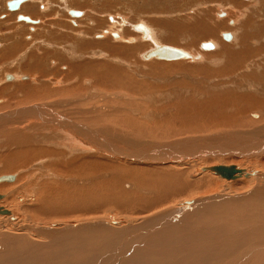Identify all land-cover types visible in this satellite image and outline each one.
Listing matches in <instances>:
<instances>
[{
  "label": "rangeland",
  "instance_id": "374dc122",
  "mask_svg": "<svg viewBox=\"0 0 264 264\" xmlns=\"http://www.w3.org/2000/svg\"><path fill=\"white\" fill-rule=\"evenodd\" d=\"M47 1L49 3L44 1L46 4L43 6L49 9L51 2ZM66 1L67 3L59 0L60 6L57 7L58 11L63 10L59 13L58 30L60 31H58L57 39L55 36L51 37L45 33L46 30L52 29L51 23H56L54 19H51L55 16L53 14L56 11L51 16H42L41 18L47 20L46 24L41 26V29L33 36L34 38L33 34L28 32L25 40L20 38L19 25L15 23L16 19L13 18V15L9 17V23L5 25L2 24L4 21L2 19L8 14V10L0 11V108H4V110H0V116H4L3 120L0 119V177L13 175L18 179L13 183L0 182V187L6 186L3 188L4 190L0 191V195H2L0 204L12 212L11 218L0 215V264H185V261L182 263V260L193 258L190 256L193 252L189 253L188 251L191 250L192 244V247L196 246V248L201 245V237L207 241L210 239V235L222 234L223 236H221L224 237V234L240 230L241 233H238L239 237L234 239L231 249L235 251L238 248H235V243L243 242L246 245L243 250H246L245 253L241 250V246L240 249H237L239 251L238 253L236 251L237 254L233 250L223 249L222 251L221 248H216L218 253L216 250L214 253L219 255L227 250L226 254L230 252L227 255L228 260L234 256L242 258L241 256L248 254L244 255L247 259L243 260V264H251L252 260V264H254L257 254L259 255L261 250H264V224L253 222V225L250 224L253 215L252 209L255 205H259L264 214V167L259 166L264 153L247 156V158L242 153H233L232 155L207 153V156L206 153H199L192 158L193 153L189 154L188 152L178 156V159L181 158L179 160L184 164L172 163L168 167L170 171L174 170L173 173L175 170L176 173L185 170L190 175V177L188 175L187 178L184 177L186 182L188 181V185L185 190L180 188L181 191L177 189L179 192H175L176 189H174L175 191H170L172 193H169L167 198L163 196L160 199L165 201L162 205L164 207L161 209V211L165 210V214H161L159 221L157 219L158 222L154 221V225L151 226L152 222L147 223L142 220L145 215H142L141 212L154 202L152 194H156V191H151L152 193L148 192L149 190L137 191L136 189L139 188L135 187H139V185L134 179L135 175H127L130 180L124 181V176H120L115 170L112 171L114 168L110 165V163H115L120 164L121 167L124 165L123 167L126 168L134 166L133 170H137L136 167L144 166L147 162L131 160L119 155L109 156L108 153H104L106 150L102 149L104 145L102 141H71L74 144L75 142L81 144V149L74 150L67 146L66 141H63L64 136L59 129L54 127L53 123L47 127V125L37 124L35 121L26 122L27 120L23 116L37 113V110L33 109L34 107H46L52 114L55 112L60 116H65L66 120H70L69 122L74 126L81 129L83 127L98 136H105L107 140H116L121 149L132 154L136 151L138 153L146 152L174 144L191 142V145H194L198 141H214V148L221 149V144L233 141L237 135L264 140V51L261 50L264 48V0H250V3L246 0ZM3 2L8 8L10 1L0 0V4ZM52 2L58 4L56 0H52ZM65 4L68 7L66 9L70 10L64 9ZM72 4L73 7H71ZM71 10L77 11L80 16L70 15ZM144 19L152 21L155 24L153 26L157 27L155 29L160 32H162L160 24L162 21L179 23L185 28L186 26L198 27L200 24L201 29L204 25L206 28L217 30L218 41L205 40L208 37L196 35L197 33H193L190 29L188 32L183 30L179 37H175L178 40L175 44L154 43L149 38L143 39L142 36L138 38V32L142 34L143 32L134 28L135 25L136 27L145 25L144 27L149 31V25L143 23ZM62 22H64V28H62ZM111 32L117 34L118 38H113L110 35ZM127 32L130 33V36ZM32 33L35 32L32 31ZM229 33L235 34L236 38L231 39L232 41L225 40L224 34ZM51 38L54 40L51 41ZM93 38L95 41L88 45L84 44ZM128 38L133 39L132 42L138 45L135 53L125 51L123 43H127ZM107 39L121 41L120 44L123 45L124 51L115 48L112 49V56L109 55L105 50L108 48L99 44ZM110 40L107 41L111 43ZM143 40L147 41L143 42ZM195 40H197V46L195 45L192 49L188 48ZM53 43L62 46V50L52 45ZM109 43L108 45L111 46ZM207 43L214 44L215 48L213 50L204 49L203 45ZM222 43L226 45L225 49L222 47ZM161 46L176 48L192 54L197 61L167 62L155 58L150 60L142 58L144 53ZM52 47L54 48L52 49ZM244 47L250 48V50L242 52ZM42 51L47 52V56ZM58 51L60 54L57 53ZM241 52L242 56L240 57ZM31 53L34 54L33 58L30 57ZM42 54L45 55L44 61L41 60ZM98 59L104 65L99 68L103 73L91 76L88 74L89 71L83 68H88L92 61L94 63ZM39 64L42 65L39 66ZM82 64H85L83 68ZM69 65L73 66L74 74L72 69L67 73L61 71L62 67ZM68 73L73 75L69 82L64 81L67 80L65 75ZM42 76L46 77V82L42 79V82L40 79L38 80ZM23 77H26V80L21 81ZM57 79L60 81L54 83L53 81ZM67 83H72V86H66ZM43 85L59 96L35 100L37 95L42 93L39 88ZM16 100L24 101V103L25 101L30 102L16 105ZM9 102L12 103V108L5 109V105H10ZM256 106L259 107V110H256ZM53 108H56L55 111ZM256 112L259 114H257L258 119L252 117ZM218 119L229 121L232 124L241 123L243 128H214L215 130L211 132H203L208 129H202L203 126L208 127L210 122ZM18 120L23 122L21 125L17 124L19 127L14 126L13 122ZM24 122L29 124L23 125ZM195 124L201 128L199 130H202V133L197 132V135L195 132L194 135H192L193 133L190 135V132L187 131V134L183 131H186V128H198L194 126ZM25 129L27 130L25 131ZM36 129L38 130L36 131ZM245 129H250L253 135L248 130L244 132ZM171 132H177L179 136L171 135ZM165 136L168 138H164ZM83 144L88 145L89 148L86 150ZM207 150L208 152L212 151ZM229 151L231 152V150ZM186 154H189L187 158ZM202 154L204 155L202 156ZM97 157L107 159L103 162L104 167L99 165V162H93ZM205 159H208V164L204 163ZM149 164L148 166L160 168V165ZM232 165H239L241 169L263 173V180L254 181L252 179L253 183L243 189L241 184H236L242 179L228 181L213 172L202 171L203 168ZM77 169H84L81 170L84 173L92 169L91 172L98 171L95 173L96 176H105V180L108 178L111 180L108 179L110 182L107 183L112 185L108 186V193L104 192L105 202L98 197L93 200L86 198L85 202V198L80 192L81 188H85V178L77 179L76 174L79 173ZM139 171L141 170H137L136 173ZM65 172L68 173V176L62 175ZM153 175L155 174L153 173ZM112 176L116 178L112 179ZM148 180L149 178H145L146 182H150ZM74 182L75 184H73ZM115 185L121 186L120 189L118 188L117 194L113 190ZM199 187L200 189H198ZM140 189L142 188L140 187ZM111 190L113 191L111 192ZM130 191L136 194L132 196L133 198L130 197L132 200L127 194ZM138 196L148 198L146 203L140 204L141 201L137 200ZM109 197L111 199H107ZM117 200L118 202H116ZM191 200L195 205H183L185 201L187 203ZM88 201H92L91 204H95V208L97 207L99 210L95 209ZM119 201H122V204ZM128 202L130 203L128 204ZM119 204L122 206L119 207ZM126 204L128 205L126 206ZM18 207L25 209L18 210ZM92 207L95 210H101L98 215H103L102 218L98 215L88 214L95 211L93 209L90 211L89 208ZM190 208H193L192 211H189ZM86 209L87 211H85ZM61 218H67L69 221L61 222L59 221ZM235 220L239 224L235 223ZM241 221L248 223L243 225ZM117 222L118 224H116ZM222 224L223 226L231 225L220 228L223 227ZM240 224L242 226L237 229L236 225ZM246 224L251 227L249 230L248 226H245ZM231 226L233 227L231 228ZM196 234L201 241L196 239L198 237ZM220 235L213 236L219 240L221 239ZM244 237L248 239L247 244L244 242ZM204 239L202 242H205ZM165 241L169 245L173 244L172 250L163 248ZM178 244L180 246L185 244V251L178 249L176 247ZM217 255H211L212 259ZM235 258L237 259V257Z\"/></svg>",
  "mask_w": 264,
  "mask_h": 264
},
{
  "label": "bare ground",
  "instance_id": "6f19581e",
  "mask_svg": "<svg viewBox=\"0 0 264 264\" xmlns=\"http://www.w3.org/2000/svg\"><path fill=\"white\" fill-rule=\"evenodd\" d=\"M9 1H11V0H9ZM63 2H66L67 3V1L66 0H62ZM247 2H249L250 3V0H246ZM10 4L12 3V1L11 2H9ZM47 3H49L48 1H47ZM9 4V5H10ZM46 4V3H45ZM44 4V5H45ZM148 4V3H147ZM75 6V5H74ZM44 7V6H43ZM71 7H73V4L71 5ZM223 7V6H222ZM46 8H48V7H46ZM66 8H68V7H66ZM210 9V8H209ZM66 10H70V9H66ZM75 10H71V14L70 15H73V16H75V17H78L79 16V13L77 14L76 12H74ZM221 11V10H220ZM222 12V11H221ZM223 13V12H222ZM224 14V13H223ZM58 16H59V14H57ZM2 19V18H1ZM18 19H28V18H24V17H18ZM74 21H75V19H73ZM112 20V19H111ZM145 20V19H144ZM34 21V20H33ZM36 21V20H35ZM73 22V21H72ZM77 22V21H76ZM36 23H37V21H36ZM143 23H145V24H147V25H149V31L144 27V26H142V28L141 27H138V26H140V25H138L137 27H136V25L134 26V28H137L138 30H140V31H142L143 32V34L142 33H140V32H138V34H139V36H138V38H141V36L143 37V39H146V38H149V39H151L154 43H157V42H162V43H166V44H175V43H177L178 42V40L175 38V37H179V35L183 32V30L184 31H186V32H188V30H190V29H192V32L193 33H197L196 35H201L202 37H204V38H207L208 37V39H205V40H210V39H214L215 41L217 40L218 41V36H217V30H213V29H211V28H206L204 25H202V28L200 29V24L198 25V27H192V26H186V28L184 27V26H181V24H176V23H171V22H164V21H162L161 23H160V21H159V23L162 25V27H161V31L162 32H160L159 30H156L157 29V27H154L153 25H155L152 21L150 22L149 20H145V22H143ZM75 24V23H74ZM73 24V25H74ZM59 25V24H58ZM68 25V24H67ZM183 25V24H182ZM31 26V25H30ZM69 26V25H68ZM157 26V25H156ZM159 26V25H158ZM65 27V26H64ZM67 28V27H66ZM69 28V27H68ZM156 28V29H155ZM60 29V28H59ZM164 29V30H163ZM136 30V29H135ZM58 31H60V30H58ZM76 30L74 29V32H75ZM219 33V32H218ZM127 34H128V36H130V33L129 32H127ZM110 35L111 36H113V38L115 37L116 39L118 38V36H117V34H114V33H110ZM111 36H110V38H111ZM117 36V37H116ZM90 37H91V35H90ZM100 37V36H99ZM20 38H22V37H20ZM65 38V37H64ZM133 38V37H132ZM220 38V37H219ZM223 38L225 39V40H227V41H229V40H233V38H236V35L234 34V35H232V34H224V36H223ZM37 40V39H36ZM107 40H110V39H107ZM103 41L102 43H99V44H102V45H105L108 49H105L106 50V52L109 54V55H111V54H113V50L112 49H115V48H119V49H121V50H123V45L122 44H120V42H116V40L114 39V40H110L111 41V43H109V41ZM220 40V39H219ZM231 40V41H232ZM42 41V40H41ZM60 41V40H59ZM92 41H95L94 40V38L93 39H91L89 42H86V43H84V44H89L90 42H92ZM133 41V39H129L128 38V42H127V39H126V42L127 43H123L124 44V47L126 48V52L127 53H129V52H133V53H135V50H136V48L138 47V45L136 44V43H134V42H132ZM146 42L147 40H143V42ZM37 42V41H36ZM141 42V41H140ZM205 42V41H204ZM22 43V42H21ZM43 43V42H42ZM108 43L109 44H111V46L110 45H108ZM131 43V44H130ZM197 40H195V41H193L192 43H191V46H188V48H193L195 45L197 46ZM140 44V43H139ZM143 44V43H142ZM10 45V44H9ZM46 46L48 45V44H45ZM49 45H50V43H49ZM52 45H54L56 48H59V49H61L62 50V46H59V44H52ZM86 45V46H87ZM130 45V46H129ZM141 45V44H140ZM220 45V44H219ZM27 46V45H26ZM51 46V45H50ZM142 46V45H141ZM145 46V45H144ZM225 46L226 45H224L223 43H222V47H224V49H225ZM247 46V45H246ZM28 47V46H27ZM32 47V46H31ZM41 47V46H40ZM146 47H147V45H146ZM162 47H164V48H167V49H171V50H173V51H180L181 52V55L179 56V57H177L178 59H176V60H171V61H168L167 60V62H173V61H183V60H185L186 62L188 61V60H191V61H195V56L194 55H192V54H188V53H186V52H184V51H182V50H179V49H176V48H172V47H168V46H161V47H157V48H154V49H152V50H155V49H159V48H162ZM250 47V46H249ZM50 48V47H49ZM54 47H52V49H53ZM203 48L204 49H206V50H213L214 48H215V45L214 44H212V43H207V44H204L203 45ZM29 49V48H28ZM47 49V48H46ZM85 49V48H84ZM33 50V49H32ZM66 50V49H65ZM83 50V49H82ZM152 50H150V51H152ZM244 50H250V48H247V47H244V48H242V52L244 51ZM262 51H264V48H262L261 49ZM260 50V52H262ZM37 51H39V50H37ZM41 51V50H40ZM47 51V50H46ZM124 51V50H123ZM150 51H148V52H150ZM29 52V51H28ZM31 52V51H30ZM42 52H44L45 53V55L47 56V52H45V51H42ZM41 52V53H42ZM53 52V51H52ZM148 52H146V53H144V55L142 56V58L143 59H146V60H150V59H157L156 57H151V56H149L148 55ZM228 52V51H227ZM242 52H241V54L239 55L240 57L242 56ZM56 53V52H55ZM58 54H60V52L58 51L57 52ZM192 53V52H191ZM23 54V53H22ZM123 54H125V52L123 53ZM260 54V53H259ZM38 55V54H37ZM43 55V54H42ZM45 55H43L42 56V59L41 60H43L44 61V56ZM82 55V54H81ZM197 55V54H196ZM251 55V54H250ZM5 56V55H4ZM79 56V55H78ZM85 56V55H84ZM112 56V55H111ZM122 56V55H121ZM252 56V55H251ZM28 57V56H27ZM30 57L31 58H33L34 57V54L33 53H31V55H30ZM53 57H54V55H53ZM70 57V56H69ZM89 57V56H88ZM125 57H126V54H125ZM239 57V58H240ZM24 58V57H23ZM38 58V57H37ZM252 58V57H251ZM28 59V58H27ZM51 59H52V57H51ZM196 59H198V58H196ZM35 60V59H34ZM40 60V61H41ZM55 60H57V59H55ZM97 60V59H96ZM157 60H161V61H166V60H162V59H157ZM233 60H234V58H233ZM35 61H37V60H35ZM197 61V60H196ZM195 61V62H196ZM42 62V61H41ZM40 62V63H41ZM47 62V61H46ZM55 62V61H54ZM93 62V61H92ZM90 63L89 65V67L88 68H83L84 66H85V64H82L81 65V67L83 68V69H86L87 71H89L88 72V74L89 75H91V76H94V75H99V74H102L103 72H101L100 70H99V68L101 67V66H104V65H102L103 63L102 62H100L99 61V59H98V63L97 62H94V63ZM236 62V61H235ZM259 62V61H258ZM264 62V61H263ZM56 63V62H55ZM251 63V62H250ZM256 63V62H255ZM52 64V63H51ZM253 64V63H252ZM251 64V65H252ZM42 64H39V66H41ZM48 65V64H47ZM249 65V64H248ZM46 67V66H45ZM75 67V66H74ZM239 67V66H238ZM249 68V67H248ZM254 68V67H253ZM43 69V68H42ZM72 69V73H73V66H67V67H62V70L61 71H63V72H65V73H67L68 71H70ZM43 71V70H42ZM248 71V70H247ZM75 72V71H74ZM6 74H8V73H6ZM74 74V73H73ZM84 74H86L85 72H84ZM40 76V75H39ZM49 76V75H48ZM22 77V76H21ZM38 77V76H37ZM72 77H73V75L72 74H66L65 75V78L67 79V80H64V81H67V82H69V81H71L72 80ZM26 77H23V78H21V81L23 80V79H25ZM43 80V81H47V79H46V77H41V78H38V80ZM11 80V79H10ZM26 80V79H25ZM24 80V81H25ZM38 80H37V82H38ZM42 80H41V82H42ZM23 81V82H24ZM60 81V79H57V80H55V81H53L54 83H56V82H59ZM27 82V81H26ZM77 82V81H76ZM40 85V84H39ZM66 86H72V83H67L66 84ZM76 86V85H75ZM38 87V86H37ZM56 88H58V87H56ZM39 90H41V94H39V95H37L38 97L37 98H35V100H39V98H40V100H43V99H45L46 97H57V96H59V95H57V94H55L53 91H51V90H49L46 86H41L40 88H39ZM61 92V91H60ZM45 93H46V95L47 94H49V93H51V94H53V95H45ZM64 98V97H63ZM18 100H19V98H17ZM24 99V98H23ZM18 100H16L17 102H16V105H21V104H28V102H30V101H25V103H24V101H18ZM34 100V101H35ZM51 101V100H50ZM10 103V102H9ZM50 103V102H49ZM7 104H8V102H7ZM15 105V106H16ZM34 105V104H33ZM47 105V104H46ZM2 106V105H1ZM6 106V108L5 109H8V108H10L11 106H13L12 105V103H10V105H5ZM45 106V105H44ZM54 106V105H53ZM56 106H57V104H56ZM62 106V105H61ZM26 107V106H25ZM48 107V106H47ZM12 108V107H11ZM24 108V107H23ZM27 108V107H26ZM256 108V110H259V107L258 106H256L255 107ZM31 109V108H30ZM33 109H35V110H37V113L35 112L34 114H28V115H25V116H23V113H21L22 114V116L23 117H25V119L27 120H25V119H23L24 121H26V122H32V121H35L37 124H42V125H47V127H49V125L50 124H54V127L56 128V129H59V131H60V133L64 136V139H63V141H66L67 143V146L68 147H70V148H72V149H74V150H79V149H81V144H76V142H75V144L73 143V142H71V141H102L103 143H104V145H103V147H102V149L104 148V150H106V151H104V153L105 154H107L108 153V155L109 156H121V157H124V158H128V159H131V160H139V161H141V162H147V163H145V164H147V165H145L144 164V166H140V167H136L135 169H137V170H141V171H139L138 173H136V171L137 170H133L134 169V166L131 168V167H129V168H126V167H121L120 166V164H115V163H110V165L114 168L112 171H116L118 174H120V176H124V181H126V180H130L129 179V177H127V175H135L134 176V179L136 180V182L138 183V185H139V187H135V188H139V189H136L137 191H148V192H150V193H152L151 191H156V194L154 195V194H152L153 195V197H152V199H154V202L153 203H151V205L149 206V207H147L148 206V204H146L147 206H144V207H147L146 209H144V211H142L141 213H142V215H145L144 216V218L142 217V220H145L147 223H149V222H152L151 223V226H153L154 224L153 223H155L154 221H156L157 219H158V221H159V218L162 216L161 214H165V210H163V211H161V209H163V207L164 206H162L163 205V202L165 203V201H163V199H162V201L160 200L161 198H163V196H165L166 198L172 193H170V191H175L174 189H176V191L175 192H179V191H177V189H184L185 190V187H187L186 185H188V181L186 182V178H187V175L190 177V175L189 174H187L186 173V171L184 172V171H182L181 172V170H180V172L181 173H176V170H175V173H173V171H170V168L168 167L169 165H171L172 163H182V164H184L183 162H181L179 159H181V158H179L178 159V156H181V155H183V154H185V153H188L189 152V154L190 153H193V155H192V158H193V156L194 157H196L195 155L196 154H199V153H206V156H207V153H210V154H212V153H214V155H216V154H223V155H228V154H233V153H242V155H246V158H247V156H257V155H260V154H262V153H264V140H261V139H252V138H249V137H241V135H237V136H235L234 138L235 139H233V141H229V142H227V143H225V144H221V149H216V148H214L215 146L213 145V143H214V141H198V142H196L194 145H191V142H188L187 144H178V145H169V146H167V147H158L157 149H153V150H149V151H146V152H140V153H138L137 151L136 152H133L134 154H132V153H126L123 149H121V147L119 146V144L117 143V141L115 140H107L106 139V137L105 136H98L97 134H94V133H91L90 131H88V130H86V129H84L83 127H82V129L81 128H79V127H77V126H74L72 123H70L69 121L70 120H66V117L65 116H60V115H58L57 113H55L54 111H55V109H54V113L52 114L50 111H48L47 110V108L46 107H34ZM0 110H4V108H0ZM18 110V109H17ZM79 110V109H78ZM8 111V110H7ZM32 111V110H31ZM30 111V112H31ZM58 111V110H57ZM253 111V110H252ZM9 112H11V111H9ZM19 112V111H18ZM24 112H25V110H24ZM29 112V113H30ZM17 113V112H16ZM2 114V113H1ZM6 114H7V112H6ZM19 114V113H18ZM60 114V113H59ZM258 113L256 112V113H254L253 115H252V117H255V119H258V115H257ZM17 115V114H16ZM13 117V116H12ZM11 117V118H12ZM223 117V116H222ZM0 119L1 120H3L4 119V116H0ZM8 119V118H7ZM10 119V118H9ZM68 119V118H67ZM254 119V118H253ZM222 121H220L219 119L216 121V120H214V122H210L209 124H210V126H206V127H202V125H201V127H202V129L203 128H208V129H204L205 131H203V132H205L206 133V131L207 132H211L212 130H215L214 128H225V129H238V128H243V124H241V123H230L229 121H224L223 119H221ZM10 121H12V120H10ZM198 121V120H197ZM208 121V120H207ZM4 122V121H3ZM23 121H17V122H13V124H14V126L16 125V126H18L19 127V125H17V124H20L21 125V123H22ZM26 122H24L25 124H23V125H27V124H29V123H26ZM199 122V121H198ZM158 123V122H157ZM13 124L11 125V127L13 126ZM186 124V123H185ZM77 125V124H76ZM79 125V124H78ZM83 125V124H82ZM182 125V124H181ZM187 125V124H186ZM193 125V124H192ZM52 126V125H51ZM50 126V127H51ZM194 126H197L196 124L194 125ZM198 126H199V123H198ZM197 126V127H198ZM6 127V126H5ZM188 127V126H187ZM25 128V127H24ZM35 128V127H34ZM4 129V128H3ZM9 129H10V127H9ZM22 129V128H21ZM44 130L46 129V128H43ZM54 129V128H53ZM199 129H201L200 127H198V128H194V127H192V128H189V129H187L186 128V131L185 130H183L184 132H186L187 133V131L188 132H190V135H191V133H193L192 135H194V133L196 132H201L202 133V130H199ZM11 130V129H10ZM27 129H25V131H26ZM38 129H36V131H37ZM133 130V129H132ZM141 130V129H140ZM178 130H180V129H178ZM246 130H248V129H245V130H243L244 132L246 131ZM15 131V130H14ZM19 131V130H18ZM58 131V130H57ZM136 131V130H135ZM138 131V130H137ZM174 131H177V130H174ZM46 132H47V130H46ZM167 132L168 133H170V131H168L167 130ZM166 132V133H167ZM248 132H252L250 129L248 130ZM141 133V132H140ZM172 133V132H171ZM58 134V133H57ZM165 134V133H164ZM185 134V133H184ZM188 134V133H187ZM187 134H185V135H187ZM142 135H145V134H142ZM161 135V134H160ZM171 135H178L179 136V134L176 132V133H172ZM197 135H198V133H197ZM251 135H253V132H252V134ZM149 136V135H148ZM167 136V135H166ZM164 137V138H168V137ZM177 136V137H178ZM184 136V135H183ZM244 136V135H243ZM247 136H250V135H247ZM74 137V138H73ZM170 137V136H169ZM229 137H231V136H229ZM232 137H233V135H232ZM253 137V136H252ZM150 138V137H149ZM159 138V137H158ZM176 138V137H175ZM201 138V137H200ZM159 140H161V139H159ZM193 141V140H192ZM69 142V143H68ZM156 143V142H155ZM88 144V143H87ZM193 144V143H192ZM215 144V143H214ZM95 145V144H94ZM220 145V144H219ZM83 146L85 147V149L87 150V148H89V146L88 145H86V144H83ZM160 146V145H159ZM217 146V145H216ZM219 147V146H218ZM143 149V148H142ZM167 149H169V150H167ZM207 149H210V151L211 152H208V150ZM82 150H84V149H82ZM81 150V151H82ZM139 150H140V148H139ZM228 150V151H227ZM229 150H231V152L229 151ZM233 150V151H232ZM142 151V150H141ZM89 152V151H88ZM102 153H103V151H101ZM189 154H186V158H187V155H189ZM210 154H208V155H210ZM99 155V154H98ZM107 155V156H108ZM204 154H202V156H203ZM244 155V156H245ZM107 156H105V158H107ZM198 156V155H197ZM96 157V156H95ZM184 157V158H185ZM190 157H191V155H190ZM199 157V156H198ZM201 157V156H200ZM237 157H239L238 155H237ZM105 158H100V157H97V158H95L94 160L95 161H97V162H95V161H93L94 163H98L99 162V165L101 164L103 167H104V165H103V162H105V160H107V159H105ZM208 158V157H207ZM223 158V157H222ZM245 158V159H246ZM250 158V157H249ZM88 159V158H87ZM241 160H242V158H240ZM239 159V160H240ZM210 160V159H209ZM232 160V159H231ZM185 161V160H184ZM200 161V160H199ZM205 162L204 163H206V164H208L209 162H208V159H205L204 160ZM230 161V160H229ZM41 162V161H40ZM43 162V161H42ZM154 162V163H153ZM226 162H228V161H226ZM233 162V161H232ZM85 163V162H84ZM149 163H151V165H160V168L158 169V168H156V167H152V166H148V165H150ZM167 163V164H166ZM215 163V162H214ZM230 163V162H229ZM242 163V162H241ZM142 164V163H141ZM178 164V165H179ZM189 164V163H188ZM201 164V163H200ZM17 165H19V164H17ZM37 165V164H36ZM86 165V164H85ZM97 165V164H96ZM98 165V166H99ZM109 165V164H108ZM167 165V166H166ZM181 165V164H180ZM186 165H187V163H186ZM236 165V164H235ZM241 165V164H240ZM8 166H13V165H8ZM138 166V165H137ZM177 166V165H176ZM203 166V165H202ZM207 166V165H206ZM238 166V167H237ZM237 166H234V165H232V166H225V167H233L235 170H236V173H235V176H234V178L233 179H227V178H224V177H222V176H220V175H218V174H216L215 172H213L212 171V168H214V167H216V166H214V167H209V168H203L202 169V171L203 172H213V173H215L216 175H218L219 177H221V178H223V179H225V180H228V181H230V180H234V181H236V180H240V179H242V181H240V182H237L236 184H241L243 187V189L245 188V186H248L249 184H252L253 183V180L254 181H256V180H263V173L262 174H260L258 171H251V170H248V169H241V168H239L240 166L239 165H237ZM259 166L260 167H264V157H263V159H261L260 160V162H259ZM163 167H166V168H163ZM172 167V166H171ZM181 167V166H180ZM196 167V166H195ZM218 167V166H217ZM86 168V167H85ZM97 168V167H96ZM95 168V169H96ZM256 168H258V167H256ZM97 169H99V168H97ZM174 169H176V168H174ZM183 169V168H182ZM250 169V168H249ZM78 171H79V173L78 174H76V176L78 177H76L77 179H79V178H85V188H81L80 189V192L83 194V197L85 198V202L87 201L86 200V198L88 199V200H93V199H96L97 197L98 198H101V201H103L104 200V198L103 197H105L104 196V192H106V193H108V191H107V189L110 187V186H112V185H110V184H107L108 182H110L108 179L107 180H105V176L104 177H98V176H96L95 175V173L96 172H98V171H96V172H91V170H87L86 171V173H84V171H81V170H84V169H77ZM94 170V169H93ZM178 170V169H177ZM75 171V170H74ZM170 171V172H169ZM179 171V170H178ZM194 171V170H193ZM3 173H5V171H3ZM7 173V172H6ZM153 173L155 174V175H153ZM50 174V173H49ZM70 174H71V172H70ZM74 174V173H73ZM191 174V173H190ZM62 175L63 176H68V173H62ZM72 175V174H71ZM207 175H209V174H207ZM5 176V175H4ZM4 176H1V177H4ZM10 176V178H8L6 181H2V180H0V182H7V183H13V182H15L16 180H18V179H16V176H13V175H7V177H9ZM54 176V175H53ZM73 176V175H72ZM96 176V177H95ZM113 176H117V175H113ZM112 176V179L113 178H116V177H113ZM137 176V177H136ZM186 176V178L184 179V177ZM1 177H0V179H1ZM136 177V178H135ZM159 177V178H158ZM192 177H193V174H192ZM145 178H149V180L148 181H150V182H146L145 181ZM194 178V177H193ZM123 179V178H122ZM161 181H160V180ZM253 179V180H252ZM71 180V179H70ZM81 180V179H80ZM117 180V179H116ZM147 180V179H146ZM189 180V179H188ZM84 181V180H83ZM105 181V182H104ZM114 181V180H113ZM203 181V180H202ZM202 181H200V182H202ZM77 182H79V181H77ZM82 182V181H81ZM118 182H120V181H118ZM263 182V181H262ZM261 182V183H262ZM123 183H125V182H123ZM122 183V184H123ZM130 183V182H129ZM128 183V184H129ZM258 183V182H257ZM256 183V184H257ZM260 183V184H261ZM61 184V183H60ZM63 184V183H62ZM73 184H75V182L73 183ZM82 184V183H81ZM120 184H121V182H120ZM176 184H179L178 186L176 185ZM235 184V185H236ZM198 185V184H197ZM64 186V185H63ZM67 186V185H66ZM74 186V185H73ZM72 186V187H73ZM77 186V185H76ZM109 186V187H108ZM116 186V185H115ZM114 186V187H115ZM190 186V185H189ZM254 186V185H253ZM261 186V185H260ZM4 187H6V186H1L0 187V191H2V190H4L3 188ZM113 187V188H114ZM119 187H121V186H116L115 187V189H113L114 190V192H116V194L118 193V190L120 189ZM140 187L142 188V189H140ZM202 188H203V185L201 186ZM117 188V189H116ZM119 188V189H118ZM145 188H147V189H145ZM238 188V187H237ZM260 188V187H259ZM122 189V188H121ZM181 189H180V191H181ZM198 189H200V187L198 188ZM75 190H77V189H75ZM113 190H111V192L113 191ZM133 190H135V189H133ZM135 190V191H136ZM189 190V189H188ZM238 190H239V188H238ZM123 191H124V189H123ZM122 191V192H123ZM136 191V192H137ZM110 192V191H109ZM131 192V191H130ZM130 192H128L127 194H129V198L130 197H132V196H135L136 194H134V192L132 193H130ZM186 192V191H185ZM184 192V193H185ZM237 192V191H236ZM78 193H79V191H78ZM120 193V192H119ZM170 193V194H169ZM81 194V195H82ZM112 194V193H111ZM110 194V195H111ZM115 194V193H114ZM120 194H122V193H120ZM148 194V193H147ZM181 194V193H180ZM42 195V194H41ZM1 196V199H0V201L2 200V195H0ZM109 196V195H108ZM118 196V195H117ZM120 196H122V195H120ZM174 196V195H173ZM175 196L177 197V194L175 193ZM180 196V195H179ZM178 196V197H179ZM115 197H116V195H115ZM106 198V197H105ZM128 198V199H129ZM133 198V197H132ZM136 198V197H135ZM134 198V200L136 201V199ZM151 198V197H150ZM67 199V198H66ZM107 199H111V197H109V198H107ZM116 199V198H115ZM119 199V198H118ZM131 199V198H130ZM139 199V201H141V203L140 204H142V202H145L146 203V201H147V199L148 198H144V197H141V196H138L137 197V200ZM119 200H121V199H119ZM124 200V199H123ZM122 200V201H123ZM132 200V199H131ZM151 200V199H150ZM185 200V199H184ZM75 201V200H74ZM112 201V200H111ZM121 201V202H122ZM152 201V200H151ZM157 201V202H156ZM161 201V202H160ZM168 201V200H167ZM172 201V200H171ZM88 202H90V204L92 203V201H88ZM104 202H105V200H104ZM116 202H118V200L116 201ZM120 201H119V203H121ZM125 202H127V201H125ZM131 202H133V201H131ZM196 202V201H195ZM97 203H99V202H97ZM97 203H96V205H97ZM110 203V202H109ZM124 203V202H123ZM130 202H128V204H129ZM138 203V204H139ZM194 202H192V200L191 201H187V203H186V201H185V203H183V205H187V204H189V205H191V206H193V205H195V204H193ZM75 204V203H74ZM88 204V203H87ZM94 204V203H93ZM108 204V203H107ZM114 204V203H113ZM116 204V203H115ZM118 204V203H117ZM116 204V205H117ZM122 204V203H121ZM125 204V203H124ZM128 204H126V206L128 205ZM134 204V203H133ZM138 204H136V205H138ZM140 204H139V206H140ZM92 205V204H91ZM91 205H89V206H91ZM95 205V204H94ZM94 205H92V206H94ZM120 205V204H119ZM143 205V204H142ZM141 205V206H142ZM248 205V204H247ZM88 206V207H89ZM104 206H105V204H104ZM104 206H103V208H104ZM122 205H120L119 207H121ZM190 206V207H191ZM249 206V205H248ZM0 207L3 209V211H5V213L6 214H3V213H0V215H1V217L2 216H5V217H7V216H9L10 218L12 217V212H10V211H8V210H6L5 208H3L2 206H1V204H0ZM69 207V206H68ZM101 207V206H100ZM124 207V206H123ZM143 207V208H144ZM195 207V206H194ZM245 207V206H244ZM94 208H95V206H94ZM93 207L92 208H89L90 209V211H92V209L93 210H95ZM25 208H23V207H18V210H24ZM84 209V208H83ZM88 209V208H87ZM87 209L85 210V211H87ZM98 210H99V208H97ZM134 209H135V206H134ZM191 210H189V211H192V209L193 208H190ZM237 209H240V208H237ZM80 210H81V208H80ZM98 210H95V211H92V212H90V213H88V214H94V215H98L99 214V212L101 213V210L100 211H98ZM104 210V209H103ZM111 210V209H110ZM142 210V209H141ZM253 210V215H252V218H251V220H250V224H252L253 225V223H257V224H264V214L261 212V207L259 206V205H255V207L252 209ZM84 211V212H85ZM168 211V210H167ZM166 211V212H167ZM179 211V210H178ZM177 211V212H178ZM83 212V211H82ZM81 212V213H82ZM182 212H184V211H182ZM181 212V213H182ZM249 212V211H248ZM139 213V212H138ZM218 213V212H217ZM230 213V212H229ZM234 213V212H233ZM137 214V213H136ZM135 215V214H134ZM205 215V214H204ZM245 215V214H244ZM102 216L103 215H98V217H101L102 218ZM106 216V215H105ZM222 216V215H221ZM225 216V215H224ZM248 216V215H247ZM90 217V216H89ZM94 217V216H93ZM93 217H92V219H93ZM218 217V216H217ZM238 217H239V215H238ZM237 216H236V218H238ZM242 217H243V215H242ZM245 217V216H244ZM250 217V216H249ZM100 218V219H101ZM200 218H201V216H200ZM225 218V217H224ZM90 219V218H89ZM95 219L97 220V216L95 217ZM99 219V220H100ZM139 219V218H138ZM205 219V218H204ZM239 219V218H238ZM245 220H247L246 218H244ZM10 220V219H9ZM176 220V219H175ZM217 220V219H216ZM59 221H61V222H66V221H69V219H67V218H61V220H59ZM158 221H156V223L158 222ZM167 221V220H166ZM236 221V220H235ZM173 222V221H172ZM230 222H232L233 223V221H230ZM239 222H240V220H239ZM242 222V221H241ZM253 222V223H252ZM206 223V222H205ZM235 223H238L237 221L235 222ZM243 223V222H242ZM241 223V224H242ZM245 223H248V222H246L245 221ZM245 223H243V225L245 224ZM101 224V223H100ZM99 224V225H100ZM116 224H118V222L116 223ZM153 224V225H152ZM239 224V223H238ZM236 225L237 227V229L239 228V226H242V225ZM256 224V225H257ZM150 225V224H149ZM158 225V224H157ZM174 225V224H173ZM213 225V224H212ZM227 226L229 225V224H226ZM226 225H224L223 226V224L221 225V226H223V227H220V228H226ZM231 225V224H230ZM230 225H229V227H230ZM249 224H246L245 226L247 227ZM199 226V225H198ZM101 227V226H100ZM107 227H109V226H107ZM171 227V226H170ZM172 227H174V226H172ZM202 227V226H201ZM211 227V226H210ZM233 226H231V228H232ZM234 227H235V225H234ZM258 227V226H257ZM215 228V227H214ZM236 228H234V229H236ZM249 228H251V227H249L248 226V230H249ZM263 228V227H262ZM205 229V228H204ZM236 229V230H237ZM196 230V229H195ZM202 230H203V228H202ZM220 230H223V229H220ZM225 230V229H224ZM226 231V230H225ZM229 231H230V228H229ZM233 231V230H232ZM255 231H257V230H255ZM220 232V231H219ZM228 232V231H227ZM245 232V231H244ZM252 232V231H251ZM194 233V232H193ZM238 233H241V230L240 231H237V232H231V233H228V234H224V237H222L220 234H213V235H215V236H219L220 235V237L219 238H223V240L221 241V239H219V240H216L217 239V237L215 238L213 235H210L209 233V235H210V239L209 240H207V241H205L206 239H204L203 237H201V235H200V237H201V240L203 241V239H204V241L205 242H202L200 239H198L199 238V236L197 237L196 235V239H198V240H200L201 242V245H202V247H201V245L199 246L198 245V248H196V246H194V247H192L193 246V244H192V248L190 247V251H188L189 253H191V252H193L192 254H190V256H192L193 258H186V259H184V260H182V263L185 261V264H213L214 262V264H222L223 262H225V264H243V260H245V259H247V258H245L244 257V255L243 256H241L242 258H238V256H234L233 258H230V260H228L229 258L227 257V255L230 253L229 251V253H225V251L227 252V250H233V249H231L232 248V244H233V242H234V239H236L237 237H239L238 236ZM248 233V232H247ZM207 234V233H206ZM252 234V233H251ZM255 234H257V233H255ZM259 234V233H258ZM178 235H180V234H178ZM181 235H183V234H181ZM190 235V234H189ZM209 235H208V237H209ZM194 236V237H195ZM211 236H212V239H211ZM76 237V236H75ZM214 237V238H213ZM193 238V237H192ZM203 238V239H202ZM243 238V237H242ZM173 240V239H172ZM245 240V241H244ZM244 240L242 239V241H244L246 244L248 243V239L246 238V237H244ZM181 242H182V240H180ZM193 241V240H192ZM192 241L190 242L189 241V243H192ZM197 241V240H196ZM195 241V242H196ZM167 242H170V241H167ZM173 242H174V240H173ZM173 242H171V243H173ZM183 242H185L184 240H183ZM195 242H193L194 243V245H195ZM199 242V241H198ZM236 242V241H235ZM163 243V242H162ZM161 243V244H162ZM178 243V242H177ZM186 243H188L187 241H186ZM199 243V244H200ZM92 244V243H91ZM160 244V245H161ZM86 245V244H85ZM164 246H163V248L164 249H171L172 250V245L173 244H170L169 245V243H166V241H165V244H163ZM179 245V246H178ZM176 247L178 248V249H181V250H184V247H185V244H182L183 245V247H182V245L180 246V244H178ZM190 245V244H189ZM187 246V245H186ZM241 246V247H240ZM244 246H246L245 244H243V242L242 243H238V244H236L235 243V248H241V250L243 251L244 250ZM174 247V246H173ZM262 247V246H261ZM187 249H189L188 247H186ZM216 248H221V250L223 251V249H227V250H225L224 252H222V253H219V255H217V250H216ZM237 248V249H238ZM239 248V249H240ZM237 249L234 251V253H236V251H237ZM81 250V249H80ZM215 250H216V252L217 253H214L215 252ZM249 250V249H248ZM247 250V251H248ZM157 251V250H156ZM185 251V250H184ZM242 251H240V252H242ZM250 251V250H249ZM262 252H260L259 253V255L257 254V256H256V258L254 259V264H264V250H261ZM166 252V251H165ZM172 252V251H171ZM239 251H237V253H238ZM244 253L246 252V250L245 251H243ZM243 252H242V254H243ZM167 253H169L170 254V252H167ZM166 253V254H167ZM197 253H198V255H197ZM236 253V254H237ZM248 253V252H247ZM21 254V253H20ZM155 254V253H154ZM172 254V253H171ZM186 254V253H185ZM204 254V255H203ZM206 254V255H205ZM241 254V255H242ZM173 255V254H172ZM197 255V256H196ZM211 255H217V257L215 258V257H213V259H215V260H217V261H213L212 262V256ZM231 255V254H230ZM246 255H248V254H246ZM245 255V256H246ZM252 256V255H251ZM160 257V256H159ZM180 257H183V256H180ZM219 257H221V258H219ZM235 257H237V259L235 258ZM244 257V258H243ZM254 257V256H253ZM252 257V258H253ZM158 258V257H157ZM156 258V259H157ZM175 258H177V257H175ZM223 258H225V259H223ZM161 259V258H160ZM159 259V260H160ZM222 259H223V261H222ZM250 259V258H249ZM187 260V261H186ZM233 260V261H232ZM241 261H242V263H241ZM251 261V260H250ZM253 261V260H252ZM252 261H251V264H252ZM160 262V261H159ZM165 262V261H164ZM174 262V261H173ZM181 263V262H180ZM245 264V263H244Z\"/></svg>",
  "mask_w": 264,
  "mask_h": 264
},
{
  "label": "flooded vegetation",
  "instance_id": "af4514ba",
  "mask_svg": "<svg viewBox=\"0 0 264 264\" xmlns=\"http://www.w3.org/2000/svg\"><path fill=\"white\" fill-rule=\"evenodd\" d=\"M11 1H12V3L10 5H8V8H6V6H5L6 1L2 3L3 6H2V4H0V11L4 10V12H6V9L8 10L7 11L8 14L5 15L2 19V20H4V21H2V24H5V25L8 24L10 21L9 17L13 15V18L16 19V21L15 20H13V21H15V23H18L19 32L21 33V37H22V39L25 40L26 34L28 32L33 34L32 35V37H33L35 34H37V31H39V29H41V26L46 24L47 20H44L43 18H41L42 16L43 17L51 16L53 14V12L56 11L53 14L55 16H53V18H51V19H54L56 21V23H51L52 29L46 30L45 33H46V35H48V36L50 35L51 37L55 36L56 37L55 39H57L58 23H60V19H59V16H57V14H59L60 12L63 11V10H60V11L57 10V7L60 6L59 0H56L58 2V4L53 3L52 0H50L51 3L49 6V9L43 7L44 1L47 3V0H11ZM82 1H86V0H82ZM2 7H4V8H2ZM66 7H67V5L65 4L64 5L65 10H66ZM19 15H21L24 18L26 17L28 19H19L18 20L17 16H19ZM35 20L37 21V23ZM61 24H62V28H64L63 27L64 22H62ZM138 27L142 28V25H140ZM28 29H30V31H28ZM63 30L65 31V29H63ZM32 31H34L35 33H32ZM53 31H54V33H52ZM32 37H31V39H32ZM34 40H36V39H34ZM37 40H40V39H37ZM44 40H47V39H44ZM53 40L54 39L51 38V41H53Z\"/></svg>",
  "mask_w": 264,
  "mask_h": 264
},
{
  "label": "water",
  "instance_id": "95a60500",
  "mask_svg": "<svg viewBox=\"0 0 264 264\" xmlns=\"http://www.w3.org/2000/svg\"><path fill=\"white\" fill-rule=\"evenodd\" d=\"M148 55L151 57H156L157 59L171 61V60L178 59L177 57L181 55V52L177 50L173 51L171 49L162 47V48L155 49V50L148 52ZM212 171L227 179H233L236 173V170L233 167H225V166L214 167L212 168ZM8 178H10V176L9 177L4 176V177H1L0 180L6 181ZM0 199H1V196H0ZM0 213L6 214L5 211H3L1 207H0Z\"/></svg>",
  "mask_w": 264,
  "mask_h": 264
}]
</instances>
